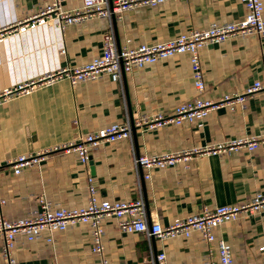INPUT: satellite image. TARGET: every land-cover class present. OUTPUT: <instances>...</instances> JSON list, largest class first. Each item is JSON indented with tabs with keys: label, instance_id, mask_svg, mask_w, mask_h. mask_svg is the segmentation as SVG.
I'll return each instance as SVG.
<instances>
[{
	"label": "crops",
	"instance_id": "obj_1",
	"mask_svg": "<svg viewBox=\"0 0 264 264\" xmlns=\"http://www.w3.org/2000/svg\"><path fill=\"white\" fill-rule=\"evenodd\" d=\"M51 0H0V91L60 67L78 66L99 55L105 18L92 17L66 26L51 22L22 28L20 21L34 15ZM262 15L264 17V0ZM65 9L81 0H61ZM245 15L240 0H180L156 6H137L113 18L118 46L136 47L200 30L211 23L234 22ZM64 49V54L59 50ZM203 90L197 92L190 76L189 57L174 54L125 74L112 82L102 74L95 81L71 86L61 79L37 85L28 94L13 95L0 105V206L2 217L27 216L43 195L52 207L78 208L87 199L86 177L91 176L99 199L129 202L141 197L148 224L161 226L202 209L241 204L264 191V90L245 96L232 109L209 111L203 125L166 124L156 129H134L131 139L101 143L91 149L87 165L74 152L51 150L31 167L12 173L8 162L21 154H37L75 141L81 135L112 123L168 115L181 102L199 97L217 102L224 95H242L264 72V38L233 36L200 49ZM254 136L259 145L213 155H192L188 161L164 168L142 169L137 183L132 152L162 155L203 148L238 137ZM149 174L147 179L143 178ZM102 243L109 264H148L149 242L142 232H123L113 216L101 221ZM205 242L192 232L150 239L154 253H163L166 264H217V242L230 246L232 264H264V212L242 215L224 222ZM33 241L18 236L13 256L16 264H98L90 251V228L68 225ZM2 238L0 237V246ZM0 264L3 260L0 256Z\"/></svg>",
	"mask_w": 264,
	"mask_h": 264
},
{
	"label": "built area",
	"instance_id": "obj_2",
	"mask_svg": "<svg viewBox=\"0 0 264 264\" xmlns=\"http://www.w3.org/2000/svg\"><path fill=\"white\" fill-rule=\"evenodd\" d=\"M180 0H81L78 7L65 9L61 0H51L40 8L34 15L20 21L17 31L22 28L35 27L51 22L54 27L62 31L66 26L86 21L92 17L105 18L108 28L101 35V48L99 55L89 62L78 66H65L53 72L46 73L36 80H30L16 85L12 89L0 91V105L7 102L13 95L28 94L37 85H47L64 79L71 86L80 82L95 81L102 74L108 76L112 82H121L125 74L135 69H140L147 64L165 59L174 54L186 53L189 57L190 76L192 85L197 92L204 88L202 70L199 59L201 48L220 43L233 36L255 35L264 38V17L262 15V0H240L245 7V15L234 22L211 23L200 30H191L180 33L173 38L155 43H143L136 47L127 45L118 46L116 43L112 19L118 18L123 12L137 6H156L165 2ZM8 27L0 28V36ZM65 50L60 49L59 54ZM264 90V72L261 80H255L248 86L244 94L224 95L217 102L202 100L199 97L190 101L181 102L173 107L168 115L157 113L151 117L130 120L125 117L121 123H112L94 131L84 133L77 140L71 141L53 149L43 150L37 154H21L8 162L12 173L17 175L23 168L35 165L46 152L51 150L72 151L82 165H87L91 149L101 143L114 142L120 139H131L134 129H156L166 124L180 125L189 123L200 128L207 113L219 106L232 109L234 105H242L245 96ZM259 140L254 136H244L213 143L203 148L182 150L162 155H139L132 152L131 164L137 183L141 178L142 169L164 168L178 162H185L192 155H213L228 153L240 148L253 151L259 145ZM148 173L143 175L147 179ZM87 199L83 206L78 208L52 207L43 195H39L35 202L36 207L27 216L15 220H6L0 210V256L3 264H16L13 249L16 238L23 237L26 241H33L48 234L46 242H51V234L64 230L68 225L84 223L90 228V251L97 257L98 264H109L104 253L102 237L104 230L102 219L113 216L117 220V227L123 232H142L149 242L148 264H166L163 253H154L151 249L150 239H166L175 236L188 237L190 233L197 232L205 242L214 240V229L224 222L234 221L242 215L264 212V191L254 193L251 198L241 204L220 205L212 209H202L183 218L174 219L170 224L161 226L155 222L148 224L141 197L136 200L108 201L99 199L91 176L86 177ZM3 201L0 200V206ZM217 264H232L230 246L223 241L217 242ZM260 250L264 247H260Z\"/></svg>",
	"mask_w": 264,
	"mask_h": 264
},
{
	"label": "water",
	"instance_id": "obj_3",
	"mask_svg": "<svg viewBox=\"0 0 264 264\" xmlns=\"http://www.w3.org/2000/svg\"><path fill=\"white\" fill-rule=\"evenodd\" d=\"M141 175V174H140ZM142 177V176H141Z\"/></svg>",
	"mask_w": 264,
	"mask_h": 264
}]
</instances>
